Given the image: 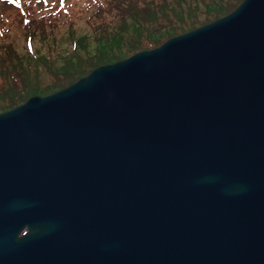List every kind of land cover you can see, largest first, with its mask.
Instances as JSON below:
<instances>
[{
  "label": "water",
  "instance_id": "1",
  "mask_svg": "<svg viewBox=\"0 0 264 264\" xmlns=\"http://www.w3.org/2000/svg\"><path fill=\"white\" fill-rule=\"evenodd\" d=\"M0 264H264V0L1 111Z\"/></svg>",
  "mask_w": 264,
  "mask_h": 264
},
{
  "label": "trees",
  "instance_id": "2",
  "mask_svg": "<svg viewBox=\"0 0 264 264\" xmlns=\"http://www.w3.org/2000/svg\"><path fill=\"white\" fill-rule=\"evenodd\" d=\"M18 1L20 8L4 2L19 11L0 25V112L31 95L51 93L95 65L208 22L240 0H87L77 7L73 0ZM86 5L92 9L83 17L85 27L75 26L72 17L80 18ZM60 15L67 17L54 39Z\"/></svg>",
  "mask_w": 264,
  "mask_h": 264
},
{
  "label": "rangeland",
  "instance_id": "3",
  "mask_svg": "<svg viewBox=\"0 0 264 264\" xmlns=\"http://www.w3.org/2000/svg\"><path fill=\"white\" fill-rule=\"evenodd\" d=\"M5 1L6 0H0V19L3 20V21H0V25L3 24V27L19 11V9L13 7L12 4L4 3ZM7 1H10V2L14 3V5L16 7L20 8V2L18 0H7ZM42 1H44V0H42ZM42 1L40 2V4L42 3ZM49 1L53 2V0H49ZM86 2H87V0H86ZM86 2H85V0H75L74 1V6L77 7L79 5L86 4ZM91 9H92L91 6L86 5L83 9H81V12L79 14V15H81L80 18L77 15L76 16H73L72 19H74V21H75V24L74 25L76 26L78 24H83V17H86L90 13ZM58 17L59 18L54 21V28L57 30L56 33H55V35H54V39H58L57 37H58V34H59V29L61 27L60 26L61 20L64 21L67 16L60 15ZM84 27H85V25H84ZM78 30H80V31L83 32V30H81V29H78ZM82 32H77V33H82ZM40 45L41 46H44L42 44H40ZM54 62L56 63V57H54Z\"/></svg>",
  "mask_w": 264,
  "mask_h": 264
},
{
  "label": "clouds",
  "instance_id": "4",
  "mask_svg": "<svg viewBox=\"0 0 264 264\" xmlns=\"http://www.w3.org/2000/svg\"><path fill=\"white\" fill-rule=\"evenodd\" d=\"M85 2H86V0H85ZM100 3V4H103V0H92V3ZM90 6V5H89Z\"/></svg>",
  "mask_w": 264,
  "mask_h": 264
}]
</instances>
